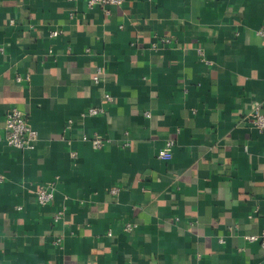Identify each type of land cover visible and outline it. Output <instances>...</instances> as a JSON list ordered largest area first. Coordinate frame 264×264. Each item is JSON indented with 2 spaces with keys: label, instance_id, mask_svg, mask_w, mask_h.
<instances>
[{
  "label": "crops",
  "instance_id": "obj_1",
  "mask_svg": "<svg viewBox=\"0 0 264 264\" xmlns=\"http://www.w3.org/2000/svg\"><path fill=\"white\" fill-rule=\"evenodd\" d=\"M263 24L264 0H125L109 13L0 0V134L12 106L38 132L34 149L0 140V264H264L246 238L264 228V132L245 119L264 112ZM89 106L104 111L81 116ZM93 132L100 149L82 138Z\"/></svg>",
  "mask_w": 264,
  "mask_h": 264
},
{
  "label": "built area",
  "instance_id": "obj_2",
  "mask_svg": "<svg viewBox=\"0 0 264 264\" xmlns=\"http://www.w3.org/2000/svg\"><path fill=\"white\" fill-rule=\"evenodd\" d=\"M125 0H86V5L88 7H94V6H100L105 13L110 12V6H120L123 4ZM12 22V20H11ZM60 33L59 30L54 29L51 30L50 35L51 36H57ZM258 34H261L264 36V24L257 30ZM162 42L169 43L171 41L170 38H161ZM156 45L154 44L153 47ZM3 47L0 46V50H2ZM89 51V48L87 49ZM103 70L100 66L96 69V74L93 76V80L95 83L100 82L102 78ZM17 81L23 80V77L18 75L16 77ZM105 98L109 101L111 100L110 94H104ZM104 110L102 107L97 106H89L84 111L81 112V116H93L102 113ZM146 117L151 116L150 111L145 112ZM246 122L254 125L257 127L260 131L264 132V112H262L258 105H253L251 107V110L249 111L248 115L245 117ZM73 123L72 119H69L67 121V127H70ZM83 140H86L89 142L90 146L94 149H100L102 148L106 142L108 141L107 138L102 136L98 132H93L92 134H86L83 133L82 135ZM4 140L5 143L8 146L16 147V148H22V149H34L36 146V142L38 140V132L36 129H34L27 118L26 113L15 107H9L5 113L4 118V134H0V140ZM175 139L174 138H168L164 142V145L157 153V156L162 159H169L172 156V150L175 145ZM126 144V143H124ZM71 156L76 157L77 152L71 151ZM2 179V177H0ZM119 188L118 187H111L110 192L113 194L118 193ZM55 194V187L53 183H43L38 186L35 192V198L40 204H46L48 202H51L54 199ZM64 214L63 209H58L53 214V220L54 222H59L62 220ZM136 224L132 221H128L124 224V228L127 231H131L135 228ZM111 232L108 231V235H110ZM246 238L248 240H259L262 248L264 249V228L261 230L259 235H247ZM62 241V237H57L55 239V243H60Z\"/></svg>",
  "mask_w": 264,
  "mask_h": 264
}]
</instances>
